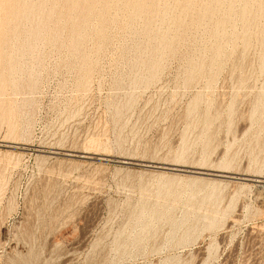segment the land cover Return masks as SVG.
Segmentation results:
<instances>
[{
	"label": "rangeland",
	"instance_id": "rangeland-1",
	"mask_svg": "<svg viewBox=\"0 0 264 264\" xmlns=\"http://www.w3.org/2000/svg\"><path fill=\"white\" fill-rule=\"evenodd\" d=\"M0 264H264V0H0Z\"/></svg>",
	"mask_w": 264,
	"mask_h": 264
}]
</instances>
